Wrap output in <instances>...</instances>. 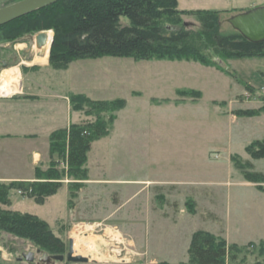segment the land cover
Returning a JSON list of instances; mask_svg holds the SVG:
<instances>
[{"label": "rangeland", "instance_id": "374dc122", "mask_svg": "<svg viewBox=\"0 0 264 264\" xmlns=\"http://www.w3.org/2000/svg\"><path fill=\"white\" fill-rule=\"evenodd\" d=\"M18 1H0V8ZM177 1L182 11L264 6V0ZM233 15L220 16L221 32H233ZM183 21L190 31L202 28L193 16ZM15 26L11 36L0 32V59L8 64L0 65V76L17 67L24 78L32 73L40 105L54 90L70 101L71 127L100 123L107 129L85 164L72 170L68 153L63 159L51 152L56 131H42L33 178H21L30 169L18 146L0 145V190L8 201H0V211L44 221L63 242L62 255L72 240L74 256L89 259L48 264H190L198 232L238 248L226 264H264V157L247 151L264 140V57L219 61L231 75L194 61L127 57L79 59L57 69L51 48L49 56L33 51L39 34L54 40L55 31L43 23H29L25 32ZM84 99L108 108L89 107ZM51 169L60 187L38 204L31 195L49 182L44 176ZM29 253L33 262L19 261ZM43 253L32 240L0 231V264H45Z\"/></svg>", "mask_w": 264, "mask_h": 264}, {"label": "trees", "instance_id": "16d2710c", "mask_svg": "<svg viewBox=\"0 0 264 264\" xmlns=\"http://www.w3.org/2000/svg\"><path fill=\"white\" fill-rule=\"evenodd\" d=\"M243 11H182L177 0H63L0 27V32L6 30L11 36L18 23L21 24L20 30L25 32L27 24L33 22L53 29L55 36L50 61L57 69L79 59L127 57L138 61H194L218 67L231 75L219 61L264 57V42L251 43L235 30L227 34L221 32V15ZM186 16L197 18L201 30H188L183 21ZM125 18L127 25L123 24ZM14 29L17 32L18 28ZM81 100L75 98L74 102ZM83 102L89 107H100V110L108 108L105 102L85 99ZM106 135L107 129L100 123L74 125L69 130L52 134L51 152L63 159L68 153L70 169H80L92 143ZM247 151L253 158H263L264 140L257 141ZM44 179L49 182H41L31 195L38 204L55 195L60 187L57 182L60 175L56 170L47 171ZM0 201L8 203L3 190H0ZM0 231L28 238L42 252L50 255H62L65 250L63 242L53 235L48 225L31 215L0 211ZM237 249L225 241H217L208 233L198 232L190 248V264H226L227 259L234 260Z\"/></svg>", "mask_w": 264, "mask_h": 264}, {"label": "crops", "instance_id": "0c3cea01", "mask_svg": "<svg viewBox=\"0 0 264 264\" xmlns=\"http://www.w3.org/2000/svg\"><path fill=\"white\" fill-rule=\"evenodd\" d=\"M259 4L261 3H254L250 6L255 8L261 6ZM236 9L241 10L238 7ZM249 9L246 7V9L242 10ZM34 49H36V47L33 48V51H35ZM48 64L49 62L39 65L45 67ZM16 70L18 72L19 83L17 92L9 96H0V98L2 97V99H0V145L10 147L18 146L19 151L24 153V158L30 169V172L22 175L21 178L26 175L30 176L29 178H33L34 165L36 167L37 157L41 155L42 151L41 132H48L49 129L55 130L56 132L60 130H69L72 125L71 121L74 112H72L68 97L56 94L54 90L49 91L51 95L46 94L47 96H44L47 97L45 105H40L42 96L40 92H36L34 88L35 78H33V76L32 78L29 77L34 74H27L24 78L18 67ZM1 77L2 75L0 78ZM21 78L22 81L20 82ZM62 124L65 126H62ZM58 125L61 127L58 128ZM29 160L32 162H29ZM29 178H24L23 180H28ZM29 181L33 180L29 179L28 182ZM53 198L54 197L50 198V201ZM46 203L48 204L49 200L46 201Z\"/></svg>", "mask_w": 264, "mask_h": 264}, {"label": "water", "instance_id": "95a60500", "mask_svg": "<svg viewBox=\"0 0 264 264\" xmlns=\"http://www.w3.org/2000/svg\"><path fill=\"white\" fill-rule=\"evenodd\" d=\"M3 1V0H0ZM63 0H20L13 4L0 8V27L8 25L16 20L24 18L37 11L45 9ZM228 23L232 28L239 32L243 38L251 43L259 44L264 42V6H258L244 12H240L231 16ZM47 32L39 34L34 41V47L42 48L48 39ZM53 39H51V44ZM2 69H7L8 64L6 61L0 59ZM40 254L41 252L38 251ZM74 242L71 240L69 245V252L67 257L65 255H50L43 253L40 262L48 264L52 261L63 262L67 259L71 263H88L89 259L83 256H74ZM26 260L33 262L35 259L34 253L24 255L19 261Z\"/></svg>", "mask_w": 264, "mask_h": 264}, {"label": "bare ground", "instance_id": "6f19581e", "mask_svg": "<svg viewBox=\"0 0 264 264\" xmlns=\"http://www.w3.org/2000/svg\"><path fill=\"white\" fill-rule=\"evenodd\" d=\"M51 39L52 35L48 34V39L46 41V44L41 48V50L44 52V55L51 48ZM19 88L18 83V72L16 69L14 70H8L5 71L2 74V77L0 78V96H9L15 93V90L17 91ZM12 97V96H11Z\"/></svg>", "mask_w": 264, "mask_h": 264}, {"label": "flooded vegetation", "instance_id": "af4514ba", "mask_svg": "<svg viewBox=\"0 0 264 264\" xmlns=\"http://www.w3.org/2000/svg\"><path fill=\"white\" fill-rule=\"evenodd\" d=\"M1 65V64H0Z\"/></svg>", "mask_w": 264, "mask_h": 264}]
</instances>
